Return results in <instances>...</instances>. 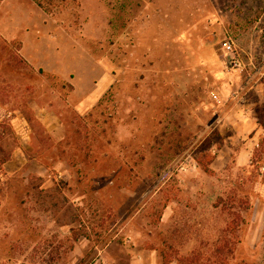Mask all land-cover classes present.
Instances as JSON below:
<instances>
[{
	"label": "rangeland",
	"instance_id": "374dc122",
	"mask_svg": "<svg viewBox=\"0 0 264 264\" xmlns=\"http://www.w3.org/2000/svg\"><path fill=\"white\" fill-rule=\"evenodd\" d=\"M0 264H264V0H0Z\"/></svg>",
	"mask_w": 264,
	"mask_h": 264
},
{
	"label": "built area",
	"instance_id": "2783aa9c",
	"mask_svg": "<svg viewBox=\"0 0 264 264\" xmlns=\"http://www.w3.org/2000/svg\"><path fill=\"white\" fill-rule=\"evenodd\" d=\"M224 52H225L227 65L230 68L241 69L242 63H241L235 49L233 48V45L231 42L225 43Z\"/></svg>",
	"mask_w": 264,
	"mask_h": 264
}]
</instances>
